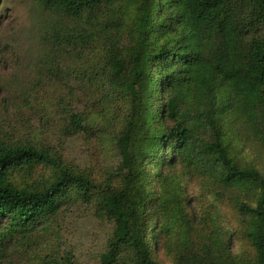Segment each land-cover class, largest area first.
I'll return each instance as SVG.
<instances>
[{
    "label": "trees",
    "instance_id": "1",
    "mask_svg": "<svg viewBox=\"0 0 264 264\" xmlns=\"http://www.w3.org/2000/svg\"><path fill=\"white\" fill-rule=\"evenodd\" d=\"M124 1L36 0L52 56L83 48V86L119 91L129 114L115 139L116 174L103 182L46 147L0 143V256L5 237L67 206L92 205L110 225L99 264H163L154 252L169 228L157 222L176 182L170 169L180 166L220 189L249 252L234 255L230 240L213 232L185 237L174 264H264V171L235 156L226 135L227 117L243 120L264 158V0H129L126 37L118 23ZM64 113L66 137L88 134L83 114ZM38 166L50 171L41 186L14 184L15 171Z\"/></svg>",
    "mask_w": 264,
    "mask_h": 264
},
{
    "label": "rangeland",
    "instance_id": "2",
    "mask_svg": "<svg viewBox=\"0 0 264 264\" xmlns=\"http://www.w3.org/2000/svg\"><path fill=\"white\" fill-rule=\"evenodd\" d=\"M121 4L118 23L126 37L133 7L129 0ZM47 26L48 16L36 0H0V143L46 147L75 171L103 182L116 174L115 139L129 114L128 99L119 91L106 95L99 87L83 86V48L55 59ZM67 110L84 115L91 125L87 135H64ZM226 126L235 156L263 172L264 158L248 125L227 117ZM170 171L176 182L167 188L162 204L165 217L157 222L159 228L169 229L155 247V258L174 264L176 248L185 237L213 232L230 240L234 255L249 252L236 236L240 217L215 183L192 168L178 166ZM49 175L48 168L38 166L30 172L15 171L12 180L20 187L41 186ZM109 232V223L96 207L67 206L48 223L5 237L0 263L99 264ZM147 237L151 238L150 232Z\"/></svg>",
    "mask_w": 264,
    "mask_h": 264
}]
</instances>
